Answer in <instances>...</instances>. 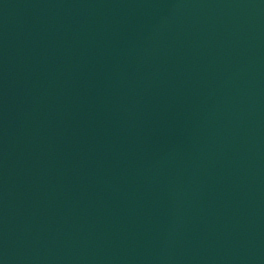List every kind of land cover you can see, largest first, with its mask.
Segmentation results:
<instances>
[{"label": "water", "instance_id": "water-1", "mask_svg": "<svg viewBox=\"0 0 264 264\" xmlns=\"http://www.w3.org/2000/svg\"><path fill=\"white\" fill-rule=\"evenodd\" d=\"M50 264H264V0H90Z\"/></svg>", "mask_w": 264, "mask_h": 264}]
</instances>
